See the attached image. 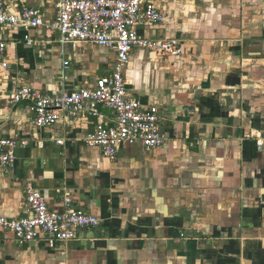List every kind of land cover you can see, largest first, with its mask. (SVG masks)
Returning a JSON list of instances; mask_svg holds the SVG:
<instances>
[{
	"label": "crops",
	"instance_id": "0c3cea01",
	"mask_svg": "<svg viewBox=\"0 0 264 264\" xmlns=\"http://www.w3.org/2000/svg\"><path fill=\"white\" fill-rule=\"evenodd\" d=\"M146 1L166 21L139 26V35L179 39L182 53L157 58L135 48L126 89L159 107L168 141L123 145L114 160L83 142L98 119L62 117L39 129L27 103L5 98L16 80L44 94L93 87L112 71L114 52L61 45L46 29L3 30L0 138L26 144L10 172L0 168V216L26 215L24 188L33 186L50 209L62 211L69 197L100 225L75 241L22 245L0 229V264H264V0ZM55 5L6 0L10 14L34 7L46 21Z\"/></svg>",
	"mask_w": 264,
	"mask_h": 264
},
{
	"label": "built area",
	"instance_id": "2783aa9c",
	"mask_svg": "<svg viewBox=\"0 0 264 264\" xmlns=\"http://www.w3.org/2000/svg\"><path fill=\"white\" fill-rule=\"evenodd\" d=\"M166 16L146 0H56L55 17L44 19L40 9L25 7L17 14L6 9V0H0V55L6 43L4 29H46L58 35L61 45L88 43L114 52L116 62L110 73L97 79L93 87L74 91L44 94L32 85L17 80L6 92L11 105L27 103L35 127L48 128L62 117H79L97 120L93 131L83 139L89 148H96L109 160H114L123 145H139L144 150L157 149L167 141L162 128L163 114L159 107L144 106L127 94L125 73L130 55L135 48L143 49L157 58L178 56L182 53L179 39L166 37L153 40L139 35V26L162 24ZM28 46L32 42L25 37ZM7 68V63L1 64ZM68 66V62H64ZM100 109L112 113V121L105 123ZM58 145L62 144L57 140ZM19 143L15 139L0 138V168L10 172L16 161ZM258 146L261 143L258 142ZM25 212L16 219L0 216V229L11 232L19 244L41 241L66 243L75 241L79 232L95 229L100 220L71 207L64 197L62 211L47 206L43 194L33 186L24 188Z\"/></svg>",
	"mask_w": 264,
	"mask_h": 264
}]
</instances>
